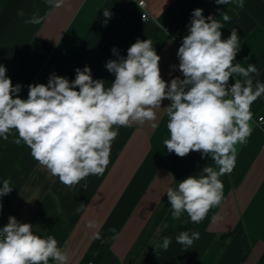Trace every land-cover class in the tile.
Wrapping results in <instances>:
<instances>
[{
  "label": "crops",
  "instance_id": "crops-1",
  "mask_svg": "<svg viewBox=\"0 0 264 264\" xmlns=\"http://www.w3.org/2000/svg\"><path fill=\"white\" fill-rule=\"evenodd\" d=\"M197 8L205 18L211 15L223 24L222 39L237 30L235 62L255 64L259 75L253 83H264V0H229L225 5L215 0H145L144 7L138 0H66L58 9L45 0H0V64L13 85H22V99L28 85L47 84L53 73L71 82L75 69L85 66L108 87L114 75L105 65L117 59L112 49L126 57L138 39H149L161 57L162 78L170 82L183 78L170 32L186 36ZM104 9L111 11L110 18ZM143 11L148 12L146 20L141 19ZM33 15L46 19L25 23ZM170 104L165 99L161 108ZM251 111L252 133L238 146L232 173L220 178L223 205L212 208L198 224L187 213L172 218L166 191L214 164L200 152L183 158L168 152L163 143L169 138L165 111L158 113L155 128L150 123L119 128L105 173L89 175L75 189L41 168L23 142L14 143L15 132L8 140L0 138V187L5 179L13 186L0 198V227L10 216L31 223L37 235L53 236L68 250L69 264H264V120L258 122L264 116V96ZM81 203L85 210L77 212ZM216 214L223 219L214 223ZM90 219L97 227L87 226ZM193 231L200 237L191 247L177 243L181 232ZM165 237L171 240L167 250L162 246Z\"/></svg>",
  "mask_w": 264,
  "mask_h": 264
},
{
  "label": "clouds",
  "instance_id": "clouds-1",
  "mask_svg": "<svg viewBox=\"0 0 264 264\" xmlns=\"http://www.w3.org/2000/svg\"><path fill=\"white\" fill-rule=\"evenodd\" d=\"M45 2L58 9L66 0ZM215 2L225 5L229 0ZM103 15L110 18L112 13L104 9ZM45 19L33 15L25 23L40 24ZM223 27L211 15L205 18L202 9L193 10L188 34L177 51L183 78L177 76L170 82L162 78L161 57L149 39H138L127 49L126 57L112 49L117 59L105 65L114 75L108 87L104 80L93 79L91 68L85 66L75 69L71 82L53 73L47 84L28 85L27 98L22 99V85H13L6 67L0 64V138L8 140L15 132L14 143L23 142L41 168L75 189L89 175L105 173L119 128L146 123L155 128L158 113L165 111L169 138L163 143L168 152L181 158L200 152L201 158L210 157L214 164L166 191L172 218L178 220L187 213L190 221L198 224L212 208L223 205L220 178L232 173L238 146L246 144L252 133L251 106L264 96V83H253L259 75L256 65L243 67L235 62L240 50L237 30L222 39ZM233 77L240 78L230 82ZM165 99L171 104L162 109ZM12 187L10 179H5L0 198L10 194ZM2 208L0 201V211ZM84 210L83 203L76 209ZM222 219L219 214L212 216L214 223ZM87 226L97 227L96 221L88 220ZM199 237L198 231L181 232L176 240L191 247ZM94 238L99 239V234ZM170 244L165 237L163 248L167 250ZM70 259L66 248L61 249L53 236L37 235L31 223L10 216L0 227V264H69Z\"/></svg>",
  "mask_w": 264,
  "mask_h": 264
},
{
  "label": "built area",
  "instance_id": "built-area-1",
  "mask_svg": "<svg viewBox=\"0 0 264 264\" xmlns=\"http://www.w3.org/2000/svg\"><path fill=\"white\" fill-rule=\"evenodd\" d=\"M138 3L140 6L144 7L145 6V0H138ZM148 18V12L143 11L141 13V19L146 20ZM170 36L172 38L173 46H174V51L177 53L178 48L180 47L182 43V39L184 35L181 32H170ZM231 82V81H230ZM264 120V116L258 117V122L261 123ZM262 149L264 150V140L262 142ZM91 264V263H89Z\"/></svg>",
  "mask_w": 264,
  "mask_h": 264
}]
</instances>
